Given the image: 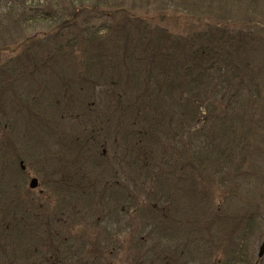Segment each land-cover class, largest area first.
Returning a JSON list of instances; mask_svg holds the SVG:
<instances>
[{"label": "rangeland", "instance_id": "obj_1", "mask_svg": "<svg viewBox=\"0 0 264 264\" xmlns=\"http://www.w3.org/2000/svg\"><path fill=\"white\" fill-rule=\"evenodd\" d=\"M47 1L16 0L15 18L5 22L2 20L0 264H27L20 257L27 252V247L33 246L30 241L36 243L39 239L42 240L43 248L53 247L58 252L50 262L43 260V252H36L34 247L28 252L33 258L29 264H62L63 259L66 262L64 264H223L227 259L225 250L229 251L232 247L228 232L237 220L235 216L243 214L245 203L250 205L251 210L257 209L262 214L258 222L260 229L247 241L249 244L246 248L252 256L250 264H264V256L259 258L264 244V163L261 162L264 160V126L251 133L245 132L246 137L242 130L238 132L240 142L242 141L239 148L245 147L246 150H241V153L243 152L248 162L240 175L250 179L246 181L236 178L233 173L237 170L232 169L234 166L228 169L227 175H232H226V180L237 197L230 202L233 203L230 207H226L221 203L223 188L218 185L220 177L204 180L202 174L191 166L185 169L178 162L180 159H188L191 144L193 145L190 139L197 138L196 141L200 142V138H203L198 129L207 119L205 116L203 123L195 125L191 121L192 110L178 104L184 102L180 97L181 92L185 91V86L181 88L183 80L186 81L184 78L178 77L179 75L166 76L162 78L165 80L161 79L160 87L157 88L156 81L151 76L153 80L144 82L142 90L133 89L130 92L129 89L133 87L132 84H127L129 81L126 73L129 67L126 71L123 66H118L122 70L119 77L121 86L124 87L116 97L108 96L106 102H112L111 105L121 104L122 111L117 106L111 107L113 110H109V115L105 117V125L108 121V126L111 125L113 131V135L108 136L95 129L101 126L102 119L101 115H95L101 108L95 99L92 100L96 104L85 115L80 106L81 94H76V103L70 101V97L49 100L44 82L52 77L51 73H66L68 77L74 78L82 70V66L74 62L75 58L56 52V48L66 43L68 37L65 31L58 35L61 32L59 25L47 20L49 16H46L45 11L50 8V2ZM213 1L226 6L225 0ZM9 4L8 0H0V17L7 12ZM263 6L264 0L254 13L253 10L242 13L236 12L237 6L231 7L229 4L228 12L232 14L226 15L223 20L231 25L229 29L237 33L251 31L256 38L249 42L237 58L242 64L251 62L254 65L252 82L248 81L251 79L249 77L244 84L249 88L254 82L253 86L263 88L258 106L264 105ZM140 8L143 9L142 6ZM140 8L135 10L136 14H149L148 18H156L150 21L151 26L158 25L173 36L199 37L206 29L210 31L209 27H204L211 23L206 18H203L204 22L197 21V18L189 21L185 15L180 16L172 11L162 17L153 10L144 12ZM215 10L213 6V11ZM109 25L117 24L112 23V20L108 24L101 21L93 23L96 29H106ZM49 56H55L56 62L47 71L45 68L43 72L36 73L38 70L34 75L28 76L30 78L22 77L15 87L9 84L16 80V71L22 65L31 63L35 58L37 64H40L41 57ZM139 56L145 59L147 57L144 53ZM85 59L88 60L87 57ZM172 66V71H176ZM150 71L159 73L154 67ZM170 81L176 82L171 84ZM213 82L214 80L210 83L209 77L207 83L211 85ZM210 85L202 91V95L209 98L205 102L204 115L210 112L225 117L238 109L239 104L244 105L252 98V94L242 88L235 107L231 108L229 101L222 99L223 96L226 97L224 89L217 86L215 89L221 92L213 93L215 91L210 89ZM103 91L98 88L97 96ZM91 94L94 95L93 92ZM38 96L41 99L36 101ZM130 104L137 105L136 107H141L142 104L147 110L154 107L167 116L161 122L167 128H156V121L151 120L139 127V131L147 137H154L157 131V138L154 137L147 144L153 149L152 163L148 162L152 173L149 177L143 176L150 182L147 184L138 181L139 178L128 165L133 164L134 158L131 156H143L142 152L147 148L140 149L132 142L120 139V132L123 134L126 130H132L131 127L136 124L123 112L125 107L130 109ZM37 109L43 111L40 120L32 117V111ZM259 115L257 113L255 117L258 118ZM220 120L224 123V119ZM251 125L252 122L247 121L245 131ZM149 126L154 130L152 134H148L151 132ZM119 129L122 130L118 132ZM207 132L210 135L213 133ZM72 134L82 139L88 138V144L75 153L66 149V141H70ZM241 137H249L246 144ZM176 163L178 164L175 165ZM161 167L165 169L161 171ZM55 168L59 169L58 172L54 171ZM160 177L165 183H159ZM134 178H137V183ZM33 179L38 180L35 190L30 188ZM145 192L151 198H157L159 204H155L153 199L148 201L146 198L149 197ZM219 204L227 208L231 213L228 216L232 218H216L215 209ZM20 211L25 214L29 212L32 217L22 222L21 216L25 215ZM29 224L33 225L36 232L25 229V225ZM60 240V244L63 242L62 246L58 243ZM155 247L161 255L156 253ZM32 251H35V255L30 253Z\"/></svg>", "mask_w": 264, "mask_h": 264}, {"label": "trees", "instance_id": "obj_2", "mask_svg": "<svg viewBox=\"0 0 264 264\" xmlns=\"http://www.w3.org/2000/svg\"><path fill=\"white\" fill-rule=\"evenodd\" d=\"M8 1L10 2L9 9L0 17V32L4 27L5 20L15 18L16 7L14 4L16 0ZM262 1L225 0V6L222 4L218 5L213 0H49L48 7L50 8L45 11L46 16H49V18L46 19L51 24L59 25L61 32L58 35L64 34L63 32L65 31L68 37L66 38V43L56 48V52L64 54L66 57L75 58L74 62L82 66V70L74 78L68 77L66 73L54 74L52 72V77L44 82L47 96L49 100L53 99V101L57 98L70 97L69 100L76 103V94L79 96L81 94L82 101L80 106L83 109V115L98 101L97 103L101 108L95 112V115H101L102 119L100 122L101 126L95 127V129L100 130L98 133L108 136L110 134L113 135V131L112 126H108V121L105 125V117L109 115V110H113L111 107L117 106L116 108L122 111L121 104L111 105L112 102H106L108 96L116 97L124 87L120 83L121 78L119 75L122 70L119 67L123 66L126 71V68L129 67L126 73L129 81L127 84H132L131 86L133 87L129 89L130 92L133 89L142 90L141 85L144 82L148 83V80H153L151 76L155 79L157 88L160 87L161 81L165 80L162 78H166V76L179 75L178 77L184 78L186 81L183 80L184 85H181V88L183 89L185 86V91H182L180 95L181 100L184 102L178 104L182 105V107L188 106L192 110L191 121L195 125L203 123L202 119H205V116H207V119L204 120L202 127L198 129L203 134V138H200V142L196 141L197 138L190 139L193 145L191 144L192 148L189 151L188 159H180L178 162H181L185 169H187V166H191L196 172L202 174L204 180L205 178L212 179L215 177L218 179L220 177L219 180L221 182L218 185L223 188L221 191V203L224 206L226 205V207H230L233 204L230 202H233L237 196L234 195L229 182L226 180L228 169L234 166L232 169L237 170V172L233 173L236 178L239 177L246 181L250 179L248 176L244 175L243 177L240 175V172L243 171L248 162L243 154L246 150L245 147L239 148L242 141L240 142L238 132L242 130L244 135L245 132L251 133L252 130L255 131L257 128L264 126V105L258 106L261 100L260 92L263 91V88L259 89L258 86H253L254 82L249 88L245 87V79L251 77V73H254L252 71L254 65L251 62L242 64V61L237 58L238 54L247 48L249 42H253V39L256 38L251 31L248 33H237L229 29L231 25L224 23L223 20L226 19V15L232 14V12H228L229 4L231 7L233 5L237 6L236 12L242 11L243 13L245 10L248 12L253 10L252 13H254L256 9L258 10L261 7ZM46 2L48 1L46 0ZM213 6L216 8L215 12L213 11ZM139 8L144 12L153 10L161 14L162 17H166L168 12L172 11L180 16L185 15V18L189 21L195 18H197V21H203V18H206L211 23L204 27H209L210 31L206 29L204 33L199 34V37L173 36L168 31L158 27V25L156 27L151 26L152 23L150 21L156 18H148L149 14H136L135 10ZM261 10H264V6ZM217 11L220 12L217 13ZM133 14L136 16L133 17ZM111 20L112 23L117 25H109L105 27L106 29H96L93 26V23L96 24L101 21L103 24H108ZM22 22L20 23L22 24ZM141 49L142 52L140 51ZM138 52L139 54L144 53L147 56L146 59L141 58ZM58 57L60 58L59 55ZM86 57L88 58L87 61ZM40 61L41 63L37 64L35 58L31 63L22 65L16 71L17 77L13 82L14 85L11 82L9 84L15 87L22 77L30 78L28 76L34 75L38 70L36 73L43 72L45 68L47 71L49 67L55 64L56 57H41ZM172 65H174L176 71H172ZM151 67H154L159 73L156 71L152 73L150 71ZM209 77L210 83L214 80L211 85L207 83ZM252 80L253 78L251 77L248 81L252 82ZM175 82L170 81L171 84ZM207 85H210V89L215 91L213 93H220L221 91L215 88L221 86L226 94V97L223 96L222 99L229 101L231 108L235 107L242 88H246L247 92L252 94V98L245 102L244 105L239 104L240 107L238 109L225 117L216 115V113L210 114V112L204 115L205 102L209 101V98L208 96H203L202 91L205 88H209ZM98 88L104 90L100 96L96 94ZM14 92L15 90L12 91V93ZM92 92L94 95L91 94ZM150 97L152 96L150 95ZM40 99V96H38L36 101ZM92 99H95L96 102ZM130 105V109L125 107L123 112L125 111L124 113L127 114L125 116L130 117L136 124L131 127L132 130H126L123 134L120 132L122 129H119L118 132L121 134L120 139L122 141L132 142L140 149L147 148L142 152L143 156L138 158L131 156L134 158L133 164H128L129 169H132L133 174L139 178L138 181L147 184L150 182L146 181L143 176L149 177L152 173L151 164H148V162H151L153 154V149L148 147L147 144L154 137L157 138V131H155L154 137H147L139 131V127L145 124V121L151 120L156 121V128L159 126L167 128L164 124H161L167 116L165 112L154 107L147 110L142 104H140L141 107ZM226 108L229 111V108ZM32 112L34 114L32 117L40 120V115L43 111L37 109V111L34 110ZM257 113L260 116L258 118L255 117ZM221 118L224 119V123L220 120ZM247 121H251L252 125L248 131H245L244 126ZM149 128L151 132L148 134H152L154 130L150 126ZM207 131H213V133L210 135ZM217 132L218 134H216ZM122 136L124 137L122 138ZM248 138H243L244 144L247 143ZM87 144L88 138L84 137L82 139L80 136L72 134L70 135V141H66V149L75 153ZM241 150H243L242 153ZM259 160L261 161V159ZM261 162L264 163V160ZM161 168V171L165 169V167ZM174 168L171 167V169ZM184 168L182 169L184 170ZM58 170L55 168L54 171L58 172ZM231 175L229 173L227 176ZM137 178L133 179L136 183ZM159 179V183L163 181L161 177ZM145 195L149 197L146 198L148 201L153 199L147 192H145ZM153 200L155 204L160 202L157 198ZM222 204H219L215 209L216 218L220 220L231 217L228 216L231 213L229 214L227 208H224ZM234 206L238 209L237 205ZM243 206V214L235 216L237 220L228 232L230 234L229 244L232 247H230L229 251L225 250L227 259L223 261V264L251 263L252 256L249 255L246 248L249 244L247 241L260 229V223L258 225V222L262 214L257 212V209L251 210L249 204L245 203ZM20 212L25 215L21 216L22 222H26L27 219L32 217L29 212L27 214L24 211ZM25 229L36 232V229L31 224L25 225ZM30 242L33 246L27 247V252L20 257L21 260L24 259L27 264L33 261L32 255H29L28 252L35 247L34 250L36 252H43L41 253L43 260L47 259L52 262L51 258L58 252L56 248H43L42 246L44 245L41 239L36 243L34 241ZM60 242L61 240L58 243L60 244ZM63 242L65 245V241ZM62 243L60 246H62ZM35 251L30 253L35 255ZM155 251L161 255L158 248L155 247ZM16 259H18L17 256ZM63 261L66 263L64 259ZM64 263L62 262V264Z\"/></svg>", "mask_w": 264, "mask_h": 264}, {"label": "water", "instance_id": "obj_3", "mask_svg": "<svg viewBox=\"0 0 264 264\" xmlns=\"http://www.w3.org/2000/svg\"><path fill=\"white\" fill-rule=\"evenodd\" d=\"M38 187V180L37 179H33L30 183V188L32 190L37 189ZM264 256V244L262 245L261 249H260V253H259V258H263Z\"/></svg>", "mask_w": 264, "mask_h": 264}]
</instances>
